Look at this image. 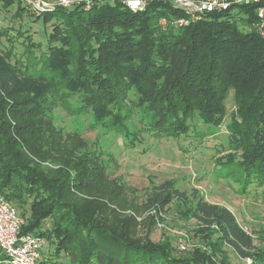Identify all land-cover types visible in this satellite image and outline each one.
Wrapping results in <instances>:
<instances>
[{
    "label": "trees",
    "instance_id": "16d2710c",
    "mask_svg": "<svg viewBox=\"0 0 264 264\" xmlns=\"http://www.w3.org/2000/svg\"><path fill=\"white\" fill-rule=\"evenodd\" d=\"M97 2L89 11L81 6L57 7L48 14L26 0H0L7 13L14 11L11 23L19 24L18 30L0 26V198L23 218L22 234L40 236L47 243L39 264L140 263L131 253L137 250L110 233L103 226L106 219L97 215L110 209L106 202L119 200L120 184L107 179L104 161L83 137L58 134L51 115L43 110L49 97L77 98L81 114H90L102 135L114 133L137 141L132 119L138 109L150 117L156 136L185 137L198 121L219 129L232 92L236 108L226 125L232 151L220 167L232 165L245 175V193L250 185H264V34L254 27L257 6H232L188 27L163 30L161 19L181 14L162 0L148 2L140 12L118 0ZM40 22L47 37L38 44L31 36L32 26L24 28L26 23ZM13 31L23 38L28 34L22 43L28 60L16 57L13 49L3 51V40L12 43ZM38 47L40 59L35 53ZM18 93L31 98L11 106L8 98ZM11 114L27 125L12 126ZM43 119L48 124L45 131L40 130ZM61 138L77 140L79 145L66 156L61 152L64 165L54 172L59 180H49L20 149L30 150L38 159L42 151L45 161L55 162ZM70 187L92 201H84L83 208L78 207L80 201H62L72 196ZM174 198L186 205L203 232L213 236L203 240V250L197 249L194 259H179L158 247H152L149 255L162 256L163 264H223L222 249L227 247L240 260L264 264V251L255 249L253 236L229 209L202 195L189 202L172 183L156 186L149 203L166 208ZM48 200L53 202L47 204ZM0 264H11L1 250Z\"/></svg>",
    "mask_w": 264,
    "mask_h": 264
},
{
    "label": "rangeland",
    "instance_id": "374dc122",
    "mask_svg": "<svg viewBox=\"0 0 264 264\" xmlns=\"http://www.w3.org/2000/svg\"><path fill=\"white\" fill-rule=\"evenodd\" d=\"M40 1L50 3L57 0ZM2 6L0 5V26L18 30V22L13 20V24L10 21L13 19L14 11L7 13ZM46 13L51 14L50 11ZM6 17L8 20L5 19ZM29 26H32L35 32L31 35L33 41L43 43L47 37L43 23L40 22L38 25L26 23L24 30ZM48 32L50 33V30ZM27 35L23 34V38L13 31L11 35L13 42L3 40V51L13 49L16 57L28 60L26 56H23L26 47L22 44ZM39 47L35 52L38 59L42 53L38 50ZM15 87L13 85L10 89L14 90ZM28 97H30L28 94L18 93L16 96L9 97L8 103L11 106H20ZM81 107V102L77 98L65 97L61 100L49 97L44 102L45 109L43 110L51 115L52 123L58 129V134L65 133V135L73 134L83 137V142L89 145L94 154H99L98 157L102 162L104 161L107 179L120 184L116 186V189L123 190L121 192L123 194L118 197L119 200L106 202L105 204L110 206V209L106 213L96 214L106 219L103 226L109 229L110 233L131 244L137 250L131 253H135L136 260L140 262L138 264L164 263L162 256L159 258L156 254L153 256L148 254L152 247H158L164 252L167 248L179 259H194L198 255L197 249L203 250V240L213 236L208 231L203 232L197 226L196 220L189 216L186 205L181 206L179 198L172 199L166 208L149 203L154 188L163 183H172L187 201L202 195L208 202L229 209L237 218L240 226L253 236L255 249L259 253L264 251V185H257V183L250 185L245 193L243 192L245 175L232 165L220 167L225 164L226 157L230 156L227 155L232 151L229 147V132L226 129L231 113L236 108L232 92L227 101L224 124L219 129L213 127L209 129L198 121V125L191 128V133L179 138L156 136L150 129V117L141 114L139 109L135 111L132 119V136L134 137L133 134H135L137 141L131 137L126 138L114 133L102 135L100 130L92 125L91 115L81 114ZM33 116H35L34 120L37 115ZM15 118L11 114L9 123H18L19 127L27 125L25 120L23 122ZM43 121L44 119L40 122V130L45 131V126L47 127L48 124ZM148 129L150 132L145 133L144 130ZM28 136L36 140V136L32 133ZM132 139L133 142L135 141L134 145L133 143L130 145ZM60 144L59 149L54 153L57 159L55 162L45 161L41 154L42 151L38 159L31 154L30 150L24 148L20 150L26 153L28 159L35 162L33 168L38 173L41 172L40 175L49 177V180L53 178L56 180L60 175L56 176L54 172L60 171L63 167V159L68 154V150L79 145L77 140L75 142L65 141L62 138ZM61 152L65 156L62 157ZM235 160L239 161L240 158L236 156ZM55 184L57 185L56 182ZM70 188L72 196L67 197V200H63L64 197L60 198L62 201L75 204L80 201L79 208L84 207V201H92V198L83 192L79 193L76 188ZM49 202L53 201L48 200L47 204ZM78 213L84 215L86 211ZM45 225L49 226L51 222L48 220ZM222 251L221 263L223 264L249 263L237 258L227 247H224ZM218 260L220 261V258ZM61 261L64 262L65 259ZM251 262L253 263L252 260Z\"/></svg>",
    "mask_w": 264,
    "mask_h": 264
},
{
    "label": "built area",
    "instance_id": "2783aa9c",
    "mask_svg": "<svg viewBox=\"0 0 264 264\" xmlns=\"http://www.w3.org/2000/svg\"><path fill=\"white\" fill-rule=\"evenodd\" d=\"M23 1V0H22ZM38 12H52L57 7L81 6L91 10L98 0H57L50 3L40 0H26ZM112 1V0H108ZM132 12L143 11L148 2L161 0H118ZM180 12L178 17L163 18L159 24L163 30H176L200 22L208 14L218 13L236 5H256L257 23L255 29L264 34V0H162ZM23 218L15 207L0 198V250L11 264H39L41 251L45 245L42 237L22 234ZM252 264L251 260H247Z\"/></svg>",
    "mask_w": 264,
    "mask_h": 264
}]
</instances>
